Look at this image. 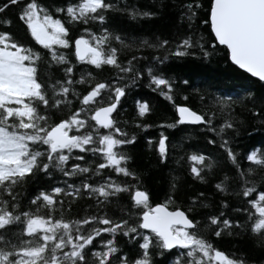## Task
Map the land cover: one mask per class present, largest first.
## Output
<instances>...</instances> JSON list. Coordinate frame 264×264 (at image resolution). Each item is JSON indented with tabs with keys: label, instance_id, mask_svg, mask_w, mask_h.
<instances>
[{
	"label": "snow or ice",
	"instance_id": "obj_1",
	"mask_svg": "<svg viewBox=\"0 0 264 264\" xmlns=\"http://www.w3.org/2000/svg\"><path fill=\"white\" fill-rule=\"evenodd\" d=\"M10 7L18 9L21 36L9 31L12 21L2 15ZM172 7L188 33L174 46L159 35H121L109 14L131 22L157 15L127 0H0V264H264L217 246L231 241L235 248L248 236L264 250V174L257 178L264 145L237 151L241 134L251 135L249 127L264 128V0H175ZM68 25H84L83 34L73 37ZM218 51L246 83L197 87L169 68L189 56L210 64ZM81 64L100 72L107 66L112 74L96 80L92 69L77 72ZM141 84L174 107V122L156 127L181 131L182 125H195L192 132L210 134L207 144L222 150L236 176L224 175L212 185L221 199L199 191L183 210H169L178 191L172 177L166 201L150 205L145 176L128 167V146L139 137L114 117ZM184 92L197 97L200 111L176 103V96L189 99ZM74 101L78 106L71 111ZM151 111L137 100L134 119ZM151 127L135 124L140 132ZM183 131L181 140L189 139V130ZM168 143L163 132L158 141L147 139L161 165L167 163ZM187 160L194 162L187 171L202 184L205 169L211 174L217 166L202 154H188ZM113 172L127 179H113ZM57 174L67 178L66 187H39L45 179L61 184ZM33 184L37 190L29 194L26 186ZM65 198L89 200L86 217L65 219ZM26 200L34 211L25 210Z\"/></svg>",
	"mask_w": 264,
	"mask_h": 264
},
{
	"label": "trees",
	"instance_id": "obj_2",
	"mask_svg": "<svg viewBox=\"0 0 264 264\" xmlns=\"http://www.w3.org/2000/svg\"><path fill=\"white\" fill-rule=\"evenodd\" d=\"M112 2L118 3L119 0H112ZM174 3L175 0H127L129 6L135 5L140 10H151L156 12V17L151 20L131 22L128 20L127 16H121L119 14L114 16L112 14L109 15L113 26L121 35L126 37L145 38H154L156 35H159L163 38H167L174 46L180 39L187 38L188 36L186 27L181 26L178 22V12L172 7ZM17 11V8L10 7L2 15L3 17L10 18L12 21V26L9 31H11L14 36H21L23 35V31L20 23L16 19ZM64 22L67 23V21ZM68 27L71 29L72 36L76 37L83 34L81 29L85 26L68 25ZM93 30H95L94 27ZM200 34L203 35L204 33L201 32ZM85 38H87V36H85ZM36 47L39 48L38 45ZM71 59L75 62L74 55ZM123 59L124 56L122 55L121 60ZM169 68L174 75L190 79L197 87L207 88L209 84H213L216 87L225 88L246 83L240 78L237 70L225 63L223 51L215 53L213 61L210 64L203 62L198 57L189 56L182 62L170 63ZM45 69L46 66L42 65L40 68L41 73H44ZM88 69H92V74L96 80H103L105 77H109L112 74L107 66L100 72L93 69L91 65H77L78 73L81 70L87 71ZM84 87H87V85ZM208 90L211 91V89ZM77 91H82V88L77 86ZM181 95H188L189 99L183 101L179 96H176V103L187 104L198 111L202 109V105L198 103L197 97L192 93L184 92L181 93ZM137 100L142 103L150 104L152 111L147 114L146 118L134 119V117H136L135 102ZM77 106L78 101H74L71 111H75ZM235 111L241 119H247L244 115L245 110L242 107H237ZM68 114H70L69 110L65 109L63 115L66 117ZM114 117L122 126L125 125V123L127 124L126 130L130 135L135 132L139 137L138 142H136L134 146H128V152L132 158L128 167L135 170L138 174L142 173L145 176L144 184L150 194L149 203L151 206L166 201L167 195L170 192L172 177H177L176 182L178 184V191L173 193L174 203L169 205V210H175L177 206L181 207L183 210L186 207L187 198L195 195L199 191L204 192L206 196H214L215 200L221 199V197L214 192L212 185L222 179L224 175L230 177L236 176L235 169L230 163L226 162L222 150L217 146L207 144V139L211 138V135L209 134L206 137L200 132L191 131V129L197 126L182 125L180 126L181 131L156 127L160 124L173 123L176 119L175 110L171 103L153 92L151 88L144 87L143 84L132 90L129 94V98L120 106L119 112L114 113ZM137 122L151 124L153 127L149 128L146 132H140L135 128ZM249 123H251V121H249ZM185 128L189 130L187 134L190 138L181 140V137L185 135L183 131ZM161 132L169 137L167 163L165 165L159 163L156 152L147 144L148 138L158 141ZM248 132L251 133L250 136L247 133H242L239 137L240 148L237 149L238 152L242 151L245 146L260 148L261 145H264V128H260L258 131H252L251 127H249ZM188 154H202L214 158L216 161L217 166L212 170L211 174H207L208 170L205 169L206 183L202 184L199 181L193 180L187 171L188 167L194 164V162H189L187 160ZM238 163L242 164L245 168L250 164V162L246 160L239 159ZM196 166L199 167V165ZM257 173L258 178L259 175L264 174V169L258 168ZM111 175L113 179L118 181L127 179L122 176L117 177L114 172L111 173ZM57 179L61 180V184H56L55 181H48L45 179L40 182L39 187L48 188L49 183L54 186L66 187V185L62 183V179L67 178H60L57 174ZM75 179L78 183L79 179ZM233 184H238V181L234 180ZM36 190L37 186L34 184L26 186V191L29 194H34ZM223 198L233 205H238L240 203V200L234 196H225ZM213 202L215 203V201ZM89 203L90 201L87 199L78 198L75 201H71L70 198H65L64 208L68 209V211L64 212V218L75 219L86 217L88 213L85 209L88 208ZM24 204L25 210L34 211V209H30V206H27V200ZM56 216H60L59 211L56 213ZM202 234L206 235V233ZM232 243L231 241H220L217 246L228 254L235 252L239 255L243 252L247 255L249 260L259 262L264 259V250L255 248L253 246V241L248 236H245L243 240L237 242L239 245L238 247L234 248Z\"/></svg>",
	"mask_w": 264,
	"mask_h": 264
},
{
	"label": "water",
	"instance_id": "obj_3",
	"mask_svg": "<svg viewBox=\"0 0 264 264\" xmlns=\"http://www.w3.org/2000/svg\"><path fill=\"white\" fill-rule=\"evenodd\" d=\"M188 126H195V125H188Z\"/></svg>",
	"mask_w": 264,
	"mask_h": 264
}]
</instances>
